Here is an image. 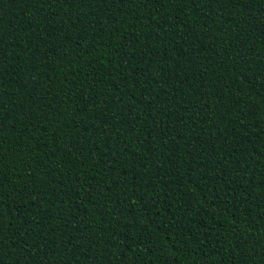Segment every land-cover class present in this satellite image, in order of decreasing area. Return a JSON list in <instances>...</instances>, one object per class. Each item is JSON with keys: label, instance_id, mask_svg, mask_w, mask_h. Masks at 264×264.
I'll return each mask as SVG.
<instances>
[{"label": "trees", "instance_id": "16d2710c", "mask_svg": "<svg viewBox=\"0 0 264 264\" xmlns=\"http://www.w3.org/2000/svg\"><path fill=\"white\" fill-rule=\"evenodd\" d=\"M0 264H264V0H0Z\"/></svg>", "mask_w": 264, "mask_h": 264}]
</instances>
